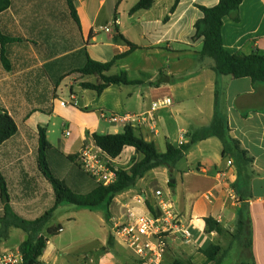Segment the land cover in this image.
<instances>
[{
	"label": "crops",
	"instance_id": "crops-1",
	"mask_svg": "<svg viewBox=\"0 0 264 264\" xmlns=\"http://www.w3.org/2000/svg\"><path fill=\"white\" fill-rule=\"evenodd\" d=\"M139 2L75 0L80 27L70 17L77 30L72 36L57 40L43 36L41 25L45 21H36L33 13L27 16L28 9L22 13L14 6L15 0L0 13V32L20 39L6 45L9 69L2 62L0 43V108L18 126L17 133L0 146V171L7 182L11 206L26 220H36L54 206V189L39 170L38 150L39 131L46 130L48 138L50 115L57 113V102L64 108L58 113L66 122L67 141L58 148L48 141L60 155H80L85 146L98 148L92 135L102 134V120L118 124L110 118L148 113L152 114L148 122L134 123L136 135L155 143L165 153L167 143L181 146L184 139L187 144L194 133L213 123L218 93L230 136L247 151L252 162L232 153L224 155V145L217 137L194 144L172 169L160 167L146 174L145 190L140 194L134 187L113 200L108 208L113 234L79 264H142L130 249L118 244L113 222L124 220L125 207L138 214L157 215V191L173 201L180 220L192 233L189 243L180 235L170 237L163 264L170 258L173 264L182 260L207 264L200 250L211 245L222 248V264H264V83L220 76L214 71V60L200 55L203 39H195V25L204 15L199 7H214L219 0H180L176 6V0H155L148 9L132 11ZM19 23L26 34L7 33L8 28ZM103 33L106 37H102ZM222 38L233 54L264 55V0H244L238 21L225 17ZM131 44L137 48L132 50ZM126 53L106 75L126 73L137 84L111 85L101 95L82 87L83 83L100 82L98 76L77 72L86 65L88 57L106 63ZM114 68L121 70L119 74H110ZM132 73L138 76L132 78ZM68 79L72 102H59V88ZM85 96H90L96 107ZM164 99H171V105L153 112L152 105ZM69 106L75 111L67 109ZM114 133L120 134L117 129ZM141 158L134 147L127 146L118 158L110 161L118 169L121 160L129 159V167L134 159ZM228 159L233 160V165L227 164ZM161 168L168 175L167 184H174L170 188L179 189L178 194H165L158 187L155 171ZM175 172H179L180 184L174 179ZM43 185L50 198L43 197L42 192L35 195V190ZM208 193L213 194L212 201L206 198ZM117 200V209L113 210ZM0 202L2 217L1 195ZM243 210L248 211L250 219L251 249L244 248L237 238L238 218ZM208 217L217 221L221 233L206 232ZM45 238L49 245L47 235ZM46 251L47 248L39 259L42 264H62L64 256L60 257L56 249L51 250L47 259ZM197 255L204 259L196 262Z\"/></svg>",
	"mask_w": 264,
	"mask_h": 264
},
{
	"label": "trees",
	"instance_id": "trees-1",
	"mask_svg": "<svg viewBox=\"0 0 264 264\" xmlns=\"http://www.w3.org/2000/svg\"><path fill=\"white\" fill-rule=\"evenodd\" d=\"M65 1L71 17L80 27L75 0ZM154 1L140 0L132 11L148 9L153 5ZM243 1L219 0V3L214 7H199L204 16L195 25V39H203L200 55L214 60V71L218 75L231 76L235 79L250 78L254 83H264V55L259 53L250 55L233 54L226 49L223 43L222 28L224 18L229 16L238 21L239 9ZM179 2L180 0H176L175 6ZM11 4L12 0H0V13L7 10ZM16 41H20V39L5 36L0 32L1 59L6 69H9V63L6 58V45ZM131 47L132 50L137 48L132 44ZM127 54L116 56L112 61L106 63L95 61L88 57L86 65L77 72L84 76H98L100 82L98 84L83 83L82 87L94 90L98 95H101L111 85L137 84L131 82L126 73L115 76L106 75L115 66L116 62ZM17 131L18 126L14 119L6 110L0 108V146L12 138ZM39 132L38 167L54 189V206L36 220H26L20 217L11 206L7 182L0 171V195L4 210L3 216L0 217V243L8 237L12 228L22 230L27 236V239L19 246V250L24 257L22 264H42L39 259L43 256L48 245V240L42 234L59 207L69 204L95 210L105 204L109 208L118 195L136 187L138 181L143 179L149 172L160 167L172 169L185 157L188 150L200 141L217 137L224 145V155L232 153L245 162H252V159L248 158L247 151L243 150L239 142L230 136V129L227 119L222 113L220 95L218 93L213 123L209 127L194 133L187 144L174 146L167 143L165 153L160 152L155 143L147 142L143 138L138 137L133 126H126L124 132L120 134H93L95 145L111 159L118 158L127 146L134 147L136 152L142 156L140 160L134 159L129 167L118 168L116 181L108 186L97 183L95 178L83 169L79 155L63 156L58 154L48 141L46 130L40 129ZM68 173L71 177L66 178L65 175ZM174 186V184H170V187ZM109 215L108 210L107 217ZM205 223L207 233L211 231L222 232L220 225L213 218H206ZM58 229L59 227L49 228L48 234L54 236L59 233ZM251 237L248 211L243 210L238 218L237 238L244 248L251 249ZM200 252L205 256L207 264H222L224 253L219 245H211L206 250H200ZM174 264L184 263L175 261Z\"/></svg>",
	"mask_w": 264,
	"mask_h": 264
},
{
	"label": "rangeland",
	"instance_id": "rangeland-1",
	"mask_svg": "<svg viewBox=\"0 0 264 264\" xmlns=\"http://www.w3.org/2000/svg\"><path fill=\"white\" fill-rule=\"evenodd\" d=\"M14 6L17 7V9H22V13L25 11V9H28L26 15L29 16L33 13L36 21H45L41 25V32H44L45 34L43 36L47 38L50 37L51 39L57 40L59 38H62L64 35L72 36V32H75L77 30L76 24L70 19L71 16L69 15L67 3L65 0H15ZM8 32L14 34H17L18 32H24V34H26V31L20 23L17 27L13 25L12 29L8 28L7 33ZM102 37H106V34L103 33ZM120 71L121 70H119L118 68H114L112 73L110 74H119ZM135 76L138 75L132 73V78H135ZM69 82L70 79L64 81L61 84L57 97V100L59 102H72L70 88L68 85ZM85 99L88 102H93L92 106H94V101H92L93 99H91L90 96H85ZM108 101L109 100L106 99V102ZM55 106L57 108V113H55V115H50V121L48 125V139L53 146L58 148L61 144L67 141V137H65L67 127L65 126L66 122L62 117L63 115L61 113H58L61 111V109L63 111L64 108H60L58 102ZM67 109L75 111L72 106H69ZM106 115L109 118L111 116L110 112H107ZM43 120L45 122L46 118H43ZM116 129L119 131V133H123V124H109L104 120L101 121L100 133L107 134V132H110V134H115L114 132ZM73 150L77 151L76 147H74ZM128 162L129 159L121 160L120 162H118L117 167L125 168L129 165ZM178 173L179 172H175L173 175L174 179L176 178L177 183L180 184L181 178ZM65 176L66 178L71 177L69 173ZM147 176L152 177V175ZM167 177L168 175L167 173H165L163 168L155 171V178L157 180L158 187L161 188L165 194H172V196H174V194H178V192L180 191H178L179 189H171L169 187L166 182ZM144 182V179L139 180L137 186L134 188L139 194L141 193V190H145V188L143 187ZM40 190H35V192L37 193L35 195H38L40 194V192H42L43 197L48 196V198H50L51 194H47L44 185L40 188ZM117 202L118 200L113 205V210L117 209ZM175 206L176 208H179V206ZM107 211L108 208L105 204L95 210L76 207L69 204H65L59 207L55 211L53 219L44 228L45 235H47V237L49 238V245L47 247L45 258L47 259L49 257L52 249H56L60 257L64 256V258L61 259L62 264H79L80 261H82L86 257H89L97 249L101 248L102 245H105L107 240L113 234L112 224L107 217ZM58 226H62L63 232L58 233L54 236L48 234L49 228H58ZM25 239L26 236L22 230L12 228L9 232L8 237L1 241L0 249L2 251L16 250ZM118 244L120 246H123L121 242H119V240ZM125 248L128 249L127 247ZM184 248H192V246H184ZM201 259H204V257L202 255H197L196 262H200ZM181 262L184 264L189 263L187 260H182ZM165 264H173V258L167 260Z\"/></svg>",
	"mask_w": 264,
	"mask_h": 264
},
{
	"label": "built area",
	"instance_id": "built-area-1",
	"mask_svg": "<svg viewBox=\"0 0 264 264\" xmlns=\"http://www.w3.org/2000/svg\"><path fill=\"white\" fill-rule=\"evenodd\" d=\"M171 103V99L156 102L152 105V111L170 106ZM151 115V113L141 116L115 115L110 121L133 126L134 123L148 122ZM180 144H186L185 140L183 139ZM79 157L83 169L93 176L97 183L108 186L116 181L118 169L101 149L85 146ZM227 164L233 165V160L228 159ZM156 196L159 199L157 215L138 214L133 209L125 207L124 220L120 223L113 222V230L119 242L130 249L142 264H163L172 235H180L187 243L192 238L191 229L180 220L173 201L164 196L162 191H157ZM206 198L212 201L213 194L208 193ZM58 232H63V228H59ZM42 235L45 237L44 233ZM23 261L24 257L19 249L10 251L0 249V264H22Z\"/></svg>",
	"mask_w": 264,
	"mask_h": 264
},
{
	"label": "water",
	"instance_id": "water-1",
	"mask_svg": "<svg viewBox=\"0 0 264 264\" xmlns=\"http://www.w3.org/2000/svg\"><path fill=\"white\" fill-rule=\"evenodd\" d=\"M171 183H174V181L172 180Z\"/></svg>",
	"mask_w": 264,
	"mask_h": 264
}]
</instances>
